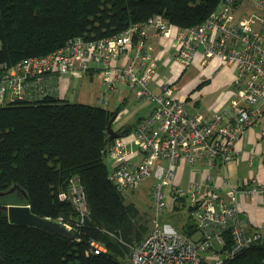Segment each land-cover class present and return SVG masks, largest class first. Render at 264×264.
<instances>
[{
  "label": "built area",
  "instance_id": "2783aa9c",
  "mask_svg": "<svg viewBox=\"0 0 264 264\" xmlns=\"http://www.w3.org/2000/svg\"><path fill=\"white\" fill-rule=\"evenodd\" d=\"M151 27L167 37L175 30L173 56L182 66L198 57L202 67L218 59L233 70L235 89L229 109L216 107L209 116L189 113L173 81L163 79L157 91L149 86L157 76V66L143 42ZM91 69L100 71V102H107L104 94L115 91L121 82L136 99L153 101L131 136L114 138L106 150L113 162L109 177L122 193L135 189L148 176L157 180L149 193L150 226L132 246V264H222L254 241L264 246V237L249 226L240 205L241 197L258 196L264 202V179L234 186L228 177H222L221 185L210 174L236 158V143L247 128L262 123L264 135V0H224L204 21L190 27L177 26L155 14L111 36H76L42 56L23 57L10 65L0 63V105L55 93L61 75H81ZM254 154L252 151L251 156ZM259 155L264 165V150ZM182 160L203 165L205 179L180 188L177 170ZM167 186L173 201L187 197L199 235L181 232L161 217ZM59 196L69 198L84 217L87 206L76 179ZM225 233L231 236L229 246H225ZM89 246L94 253L103 248L96 240H90ZM208 249L212 252L200 254Z\"/></svg>",
  "mask_w": 264,
  "mask_h": 264
},
{
  "label": "trees",
  "instance_id": "16d2710c",
  "mask_svg": "<svg viewBox=\"0 0 264 264\" xmlns=\"http://www.w3.org/2000/svg\"><path fill=\"white\" fill-rule=\"evenodd\" d=\"M224 0H0V63L42 56L69 38L111 36L132 22L161 14L190 27L204 21ZM116 111L68 101L55 93L0 105V192L18 185L31 211L70 226L61 236L45 229L12 224L0 209V264H132V246L148 231L134 202H126L109 177L105 160L107 124ZM130 126L117 130L129 131ZM72 179L81 186L83 218L69 198ZM15 193L0 195L9 203ZM196 230L188 222L184 233ZM225 246L231 236L225 233ZM90 240L102 243L94 253ZM222 264H264V246L254 241Z\"/></svg>",
  "mask_w": 264,
  "mask_h": 264
},
{
  "label": "crops",
  "instance_id": "0c3cea01",
  "mask_svg": "<svg viewBox=\"0 0 264 264\" xmlns=\"http://www.w3.org/2000/svg\"><path fill=\"white\" fill-rule=\"evenodd\" d=\"M174 33H175V30H173L171 35L167 37V36L162 35L158 30H156V28L151 27L147 35L143 37L144 47L147 48L151 52V55L157 66V69L159 67L166 68V73L162 75H160V73L157 71L156 78H154L151 81V82H154V86H150L151 82L149 83V86L152 89L157 91L159 88V83L163 79L173 81L176 87V94L178 97H180L184 101V105L189 113H201L205 116H209L213 112L214 108L216 107H222L224 109H229L230 103H231L230 99L233 98V93L235 89L233 70L230 67L221 64V62L218 59L213 60L207 66L202 67L200 66L198 62V57H195L194 61L190 64L192 68L195 69V72L191 75H188L187 73L184 74V72L190 65L186 67L182 66L174 58L173 56ZM95 73H98L100 77V93L99 95H97L99 97L103 93V85L101 83L100 71L97 69H91L90 71L85 72L84 74H81V75H76V74L61 75L55 82V94L60 98L68 100L67 98L69 96H72V95H69V92H68L70 89L71 79L74 77H83L85 74L88 75L89 77H92V75ZM178 80H181V81L177 83ZM119 84L124 87L120 88L117 85V89L111 92V94L113 95L117 94V96H119V99H118L119 104L116 106L117 109L115 110L116 113H115L114 119L117 118L118 115L120 114V110H119L120 104L123 103V101L126 98L130 96H134L130 87H128L125 82L124 83L121 82ZM106 99H107V102H109V96ZM68 101L88 103V102H84L78 99L68 100ZM188 101H191L192 103ZM150 107L146 111H144L143 114L137 118V120H134L132 122L134 123V126L141 118L145 117L149 113ZM124 126H130V124L123 125L122 127ZM255 126H259V125H255ZM255 126L247 128L243 132L241 137L238 139L236 143V149H237L236 158L227 162L225 166H222L218 169H215V168L212 169V170H216L214 173L210 172L212 178L216 182L220 183L221 185H224L222 183L223 181L221 178L222 177L229 178L227 172L226 173L221 172V170L222 169L224 170V168L229 169L228 167L229 163L231 164L232 170L238 172V175H236L237 182L248 181L250 183V181H253V180L264 179V165L259 155V152L264 150V146L262 145V143L258 142V138H260L262 139V142L264 143V135H263V131L262 133L259 132L257 134L254 129ZM118 129L114 128V130L116 131ZM132 131L129 130L124 134H120L119 136H124L127 139L131 136ZM252 151H255V154L253 156H251ZM135 156L137 159L140 158L139 153H137ZM135 156H133L134 160H135ZM190 164L191 163L185 160H182L179 163L178 170H177V174H178L177 184L180 188L185 189L188 187L190 182L195 181V180L200 181V180L205 179L204 174H203L204 166L199 163H195L191 165ZM188 165L189 167H191V169L189 171L186 185L182 186L183 173H184L185 168ZM111 168L112 167H108V169H111ZM232 184L235 186L239 185V184H234V183ZM182 199L184 198H181V201L184 202V200ZM176 205L177 204L174 201V206ZM240 205H241V208L244 210L245 214L247 215L249 226L253 229L255 228V229H258V231L262 232L261 230L264 226L263 225L264 202H262L258 196L241 197ZM185 223L186 222L184 221L182 224V229L179 228L181 232H184L183 226L185 225Z\"/></svg>",
  "mask_w": 264,
  "mask_h": 264
},
{
  "label": "rangeland",
  "instance_id": "374dc122",
  "mask_svg": "<svg viewBox=\"0 0 264 264\" xmlns=\"http://www.w3.org/2000/svg\"><path fill=\"white\" fill-rule=\"evenodd\" d=\"M157 71L160 73V75L166 73V68H158ZM195 72V69L192 68L190 65L186 71L184 72L187 73L188 75H191ZM182 80V79H181ZM181 80H178L177 83H179ZM120 88L124 87L120 84H118ZM150 86H154V82L150 83ZM126 88V87H125ZM156 91V90H155ZM69 96L67 99L68 100H81L84 102H88L91 104H98L102 105L103 107H106L108 109L116 110L117 105L119 104V96L117 94L113 95L111 93L104 94V96L107 98L109 96V102L103 103L99 101V98H101V95L98 97L100 93V77L98 73H95L92 75V77H89L88 75H84L83 77H74L71 79L70 82V89H69ZM111 94V95H110ZM191 102V101H188ZM192 103V102H191ZM153 105V101L150 99L140 101L136 99L134 96H130L126 98L123 103L120 104V114L118 115L117 118H115L112 122V127L115 129H118L122 127L123 125H129L130 124V131L134 130V123H132L134 120H137L139 116L143 114L144 111H146L150 106ZM151 108V107H150ZM150 112V111H149ZM148 115V114H147ZM146 115V116H147ZM132 123V124H131ZM262 123L259 124V126H255L254 129L256 133L258 134L259 132L262 133ZM258 142L262 143L264 146V143L262 142V139L258 138ZM105 160L107 162L108 167H112L113 162L112 160L106 156ZM191 165V164H190ZM228 168L222 169L221 172H227L229 176L230 183L234 184H241L242 181L237 182L236 175H238L237 171H233L231 168V164H228ZM191 167L189 165L185 168L184 173H183V184L182 186L186 185V181L188 179L189 171ZM216 170H212L211 172L214 173ZM244 172V170H243ZM157 181L156 178L153 176H148L145 179L141 180L140 183L136 186L135 189L130 190L125 197L126 202H134L136 206L138 207L139 210V215L141 216V220L145 221V224L147 226V229L150 226L151 218L153 215V210L151 207V201H150V188L152 182ZM231 183V184H232ZM233 185V184H232ZM235 186V185H234ZM169 186L164 188V201H165V206L162 211V216L164 219L170 221L173 223V225L179 230L182 229V224L185 221L186 223L191 222L195 225L194 220L192 217L189 215L188 207H187V197H185L184 202L180 200L176 201V206H174V201L171 200V198L168 196V191H169ZM186 189V188H185ZM15 193L10 195L7 201L9 203H23L22 200H24V197H21L16 194L15 191L11 192ZM9 194V193H8ZM184 203V204H183ZM181 205V206H180ZM180 206V207H179ZM183 226V228L186 226ZM180 225V226H179ZM264 225V222H263ZM180 231V230H179ZM261 234L264 237V226L261 230ZM193 235L197 236L199 235V232L195 230L193 232ZM215 245H218L216 240L213 241ZM212 252L211 249L208 250H200V254L204 255L205 253Z\"/></svg>",
  "mask_w": 264,
  "mask_h": 264
},
{
  "label": "water",
  "instance_id": "95a60500",
  "mask_svg": "<svg viewBox=\"0 0 264 264\" xmlns=\"http://www.w3.org/2000/svg\"><path fill=\"white\" fill-rule=\"evenodd\" d=\"M114 117H111L107 124V133L110 139L118 137L120 134L112 127ZM15 191L17 195L27 198L26 192L20 189L18 185H13L0 195H5ZM0 209L7 214L8 221L12 224H21L39 227L61 236H70L72 231L60 220L40 216L33 211L27 203H0Z\"/></svg>",
  "mask_w": 264,
  "mask_h": 264
}]
</instances>
